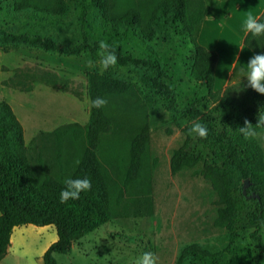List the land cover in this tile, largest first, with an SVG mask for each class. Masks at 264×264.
I'll use <instances>...</instances> for the list:
<instances>
[{"label":"rangeland","instance_id":"rangeland-1","mask_svg":"<svg viewBox=\"0 0 264 264\" xmlns=\"http://www.w3.org/2000/svg\"><path fill=\"white\" fill-rule=\"evenodd\" d=\"M121 8L136 9L142 17L150 15L160 0H115ZM189 0L188 2H193ZM207 6L215 0H203ZM16 3L30 5L38 11L55 9V0H8L0 5V28L15 35H41L52 38L61 47L81 42L85 28L101 35L108 28L99 18L89 0H65L64 7L50 16L19 11ZM33 11V12H32ZM166 72L167 83L176 93L180 108L201 101V115L214 119L218 129L232 119L230 109L217 107L207 99L206 91L190 77L193 63L189 37L178 23H170L157 32L148 43ZM125 54L142 57L147 44L130 33L121 44ZM87 54L63 56L35 48L0 49V102L7 103L23 129L26 154L32 166L41 159L45 169L53 163L55 152L51 132L60 126L79 125L89 119L87 73L99 62ZM117 73L135 83L134 73L122 69ZM247 80L227 87H214L217 101L224 95L241 98L247 90ZM229 90L224 94L225 89ZM240 89V90H239ZM143 91L107 100L106 113L122 121L126 129L107 133L99 140L96 153L112 178L115 195L123 186L128 164V150L135 135L134 128L149 123V137L144 163L136 181L125 191L117 215L108 223L74 242L66 255H55L57 264H134L143 253H151L155 264H176L181 251L197 245L214 257L210 264H255L259 256L257 243L251 238L254 228L246 219L253 206L241 204L240 215L231 228L216 222L218 203L210 183L201 175V166L172 174L170 160L184 143V128L193 122L169 114L162 102L153 98L147 106ZM264 159V133L258 136ZM65 140L71 160H78L86 141ZM189 150L214 164L210 151L196 143L191 135ZM241 181V190L243 192ZM249 184V183H248ZM248 188V186L245 188ZM264 243V229L258 232ZM57 235L53 226L16 227L11 234V246L0 264H42L41 257Z\"/></svg>","mask_w":264,"mask_h":264},{"label":"trees","instance_id":"trees-1","mask_svg":"<svg viewBox=\"0 0 264 264\" xmlns=\"http://www.w3.org/2000/svg\"><path fill=\"white\" fill-rule=\"evenodd\" d=\"M6 1L0 0V5ZM64 1L55 0L53 10L38 11L30 5H16L19 11L32 9L36 15L50 16L64 7ZM188 1L160 0L150 15L142 17L136 9L119 7L115 0H89L108 31L97 35L82 28L81 42L72 47H61L50 37L15 35L0 28V49L4 51L35 48L63 56L87 54L92 62H99L98 41L103 39L115 46L118 58V65L110 70L100 71L95 66L87 73L88 122L84 129L74 124L60 126L51 132L55 156L48 169H45L41 159H38L35 166L31 165L26 154L22 126L10 106L0 102V262L7 255L11 234L16 227L53 226L57 239L44 251L41 260L42 264H57L55 255L68 254L74 242L117 215L121 198L141 172L150 125L145 122L134 128L135 135L128 150V167L124 172L123 186L115 195L113 180L96 153L102 135L119 133L126 126L122 121L109 117L105 106L102 109L91 108L90 100L97 96L110 100L145 91L147 95L144 102L147 106L152 104L153 98H157L173 117L186 118L193 123L201 122L208 128L206 138H199L195 134L194 138L198 145L212 153L214 164L189 150L191 135L188 134L189 128H184V143L173 152L170 160L171 173L177 174L201 166L198 173L210 183L217 198L216 222L220 227L231 228L233 221L240 215L241 204L252 203L246 219L254 228L251 238L259 248L255 264H264V243L258 236V232L264 229V159L257 139L264 133V125H256L260 111L264 112V94L248 87L237 100L223 95L217 101L218 95L214 91L217 54L203 48L198 43V35L207 11L224 0L212 1L207 6L203 0ZM260 19L264 20V15ZM170 23H178L182 32L189 37L193 55L190 77L205 89L207 99L216 101L217 107L221 109L232 111V119L220 129L214 119L201 115V101L194 99L183 108L178 106L176 93L167 83L163 65L148 44L157 32L163 31ZM130 33H135L147 44L148 53L140 58L121 50V44ZM258 43L264 46V37L258 38ZM243 44L253 55L264 52V48L258 47L250 35L244 37ZM122 69L131 70L136 82L124 80L117 73ZM228 90L225 89L224 94ZM245 121L254 127V139L244 140L239 133L238 127L244 126ZM83 136L86 146L78 160L73 161L64 142H78ZM66 177H87L92 187L88 192H82L79 199L60 203L59 193ZM245 179L249 184L243 193L240 183ZM213 257L204 248L191 245L181 251L176 264H210Z\"/></svg>","mask_w":264,"mask_h":264},{"label":"crops","instance_id":"crops-1","mask_svg":"<svg viewBox=\"0 0 264 264\" xmlns=\"http://www.w3.org/2000/svg\"><path fill=\"white\" fill-rule=\"evenodd\" d=\"M261 8L264 0H224L205 14L198 43L217 54L214 87H227L246 79L247 62L253 54L245 46L239 49L245 37L242 23L246 12L253 11L255 15V10Z\"/></svg>","mask_w":264,"mask_h":264},{"label":"clouds","instance_id":"clouds-1","mask_svg":"<svg viewBox=\"0 0 264 264\" xmlns=\"http://www.w3.org/2000/svg\"><path fill=\"white\" fill-rule=\"evenodd\" d=\"M248 11L244 14L245 18L242 23V30L245 36L250 35L253 40L257 42V46L264 48V46L258 43V38L264 37V20L260 19L261 15H264V8ZM239 43V41H237ZM241 50L244 49V45L241 44ZM97 56L99 57L100 69L103 71L110 70L118 65V58L116 54L115 46L109 44L105 40L98 41ZM92 63L91 61L89 62ZM247 87L253 89L259 94H264V52L254 54L249 58L247 62L246 71ZM240 90V89H239ZM108 103L107 99L102 96H97L90 100V107L95 109H102ZM258 123L256 125H264V112L259 113ZM239 133L244 140L254 139L256 131L254 127L244 122V126L238 127ZM208 128L201 122H196L191 125L188 130V134L199 138H206L208 135ZM64 187L60 190L59 201L65 203L69 200H77L80 198L82 192H88L92 185L91 181L87 178H71L66 177L63 180ZM155 257L151 253H143L141 256L134 259V264H155Z\"/></svg>","mask_w":264,"mask_h":264},{"label":"water","instance_id":"water-1","mask_svg":"<svg viewBox=\"0 0 264 264\" xmlns=\"http://www.w3.org/2000/svg\"><path fill=\"white\" fill-rule=\"evenodd\" d=\"M248 186V180L245 179L243 183V193H245V188Z\"/></svg>","mask_w":264,"mask_h":264}]
</instances>
